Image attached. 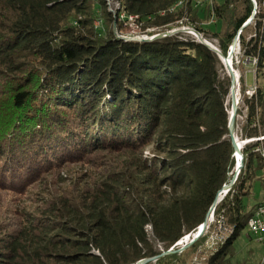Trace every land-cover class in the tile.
<instances>
[{"label":"trees","instance_id":"1","mask_svg":"<svg viewBox=\"0 0 264 264\" xmlns=\"http://www.w3.org/2000/svg\"><path fill=\"white\" fill-rule=\"evenodd\" d=\"M115 1L113 13L106 0H0V264H135L195 232L233 178L231 76L218 54L181 33L140 42L113 30L120 10L145 31L180 21L192 0ZM254 1L212 3L219 28L196 30L224 56L238 34L259 81L264 0ZM240 83L237 133L253 140L214 207L211 227L230 233L207 264H232V243L264 201L248 203L264 181V83L250 95ZM104 153L115 162L102 180L59 177L40 191L49 173L99 165ZM205 237L145 264H182Z\"/></svg>","mask_w":264,"mask_h":264},{"label":"rangeland","instance_id":"2","mask_svg":"<svg viewBox=\"0 0 264 264\" xmlns=\"http://www.w3.org/2000/svg\"><path fill=\"white\" fill-rule=\"evenodd\" d=\"M107 8L111 12H115L116 9L119 8V4L115 0H106ZM223 0H192L193 9L187 13V15L182 18L180 21H176L175 23H170L166 27L160 28H150L143 31L138 22L135 21V17L132 15H126L123 11L120 10L118 14L119 22H122L121 30L114 31L117 36H125V37H137V36H147L149 33L159 32L162 30H174V29H182L180 32L184 36H188L198 40L197 36H202L208 43L213 46H216V40L213 38H207L202 33L196 30V27H203L204 29H217L219 28V23L215 21L212 17H208L207 15V7L211 6L212 3H221ZM179 5V4H177ZM195 7V8H194ZM132 16V17H131ZM193 18V20H192ZM99 26V21L95 22ZM117 23L113 24L116 25ZM126 40V39H125ZM231 48V46H230ZM229 48V50H230ZM224 66V72L228 73V67L225 62H222ZM231 67L236 74V83H235V98L237 109L241 108L242 113L236 115L238 119L237 127L235 128V135L239 141L244 142L241 144L242 146L247 143L248 140H241L238 135V131L240 130V125L245 118V109L243 108V94L241 92V83L240 77L244 78V86H245V94L250 95L255 89L257 83H264V75H259L257 78L255 77V61L250 60L249 58H243L242 52L239 47V43L235 45L233 55L231 58ZM256 78V80H255ZM226 104L228 106V112L230 114L232 110V100L231 94L226 98ZM249 142V141H248ZM241 146V148H242ZM103 155V156H102ZM144 155H152V151L149 147L145 148ZM101 157L97 158L100 160V164L93 166L88 164H77V163H67L66 166L58 168L55 173H49L45 180H41L40 182V191L43 188H52L54 184H50L52 181H59L60 178H66L67 181L65 184H61L63 186H69L71 183V179L76 180L77 178H85L86 181L90 184L93 181L102 180L104 175L107 173V169L111 164V160L114 163L113 158H108V154H99ZM102 160V161H101ZM106 163V164H102ZM233 173L235 174V168L233 169ZM84 174V175H83ZM261 178H264L262 176ZM56 186V185H55ZM36 191V190H35ZM42 192V191H41ZM225 194H222V198ZM263 195L264 198V181H257L254 185L253 194L248 199L249 205L257 201ZM9 197V196H8ZM9 200V198H6ZM4 198V202L6 200ZM28 203V202H27ZM5 205V203H4ZM214 222V217L210 218L206 228L203 233L200 235H206L205 240L198 245V247L189 252V255L186 257V261L182 264H207V259L210 254L215 252L223 243V241L228 237L230 231L226 229L221 223H214V226L211 225ZM149 229V228H148ZM199 237V236H198ZM193 233H188L184 235L174 246L173 249H177L180 247H187L191 242L198 238ZM161 249V247H159ZM183 248V249H184ZM231 262L232 264H261L264 261V244L262 242L257 241L256 235L251 233L247 227L243 228L237 237L236 240L232 243L231 246Z\"/></svg>","mask_w":264,"mask_h":264},{"label":"water","instance_id":"3","mask_svg":"<svg viewBox=\"0 0 264 264\" xmlns=\"http://www.w3.org/2000/svg\"><path fill=\"white\" fill-rule=\"evenodd\" d=\"M253 2L255 3V1L253 0ZM252 17L249 18L247 20V22L245 23V25H247L250 21H251ZM115 24V23H114ZM113 30L116 31V25H113ZM182 29H174V30H164V31H159V32H155L151 35H147V36H137V37H125V36H119L123 39L126 40H135V41H140V42H146V41H151L157 38H161V37H165L168 35H172L175 33L180 32ZM198 37V41L205 44L206 46H208L210 49H212L213 51H215L218 56L220 57L222 62H225V64L228 67V72L229 75L231 76V87H230V94H231V100H232V110L229 114V122H228V128H229V136L231 139V142L234 146V157H235V171L236 173L233 175V178L231 179L229 184H226L222 187L221 190L218 191V193L216 194L214 201L211 205V207L209 208L205 219L203 221V223L201 225H199L195 231L196 236H200L204 229L206 228L208 221L210 220V218L213 215V210L215 205L222 199V194H226L228 192V190L230 189L231 185L234 183L240 169L242 168L243 165V156L241 154V144H243L244 142L239 141L238 138L235 135V119H236V111H237V105H236V98H235V83H236V74L234 72V70L231 67V58L233 55V51L235 48V45L238 43V34L236 35V37L233 40V43L231 45V48L229 50V53L227 56H224L221 54V52L218 50V48L216 46L211 45L210 43H208L202 36H197ZM251 141V140H248ZM246 141V142H248ZM238 156H239V161H238ZM258 241V240H257ZM174 247H171L169 249H167L166 251H162L160 254L156 255V256H152V257H147V258H143L140 259L139 261H137L135 264H145L149 261H154L155 259H157L159 256L167 254V253H173V252H178L181 251L184 247H180L177 249H173Z\"/></svg>","mask_w":264,"mask_h":264},{"label":"built area","instance_id":"4","mask_svg":"<svg viewBox=\"0 0 264 264\" xmlns=\"http://www.w3.org/2000/svg\"><path fill=\"white\" fill-rule=\"evenodd\" d=\"M246 226L256 235L257 240L264 244V201L254 208L253 221Z\"/></svg>","mask_w":264,"mask_h":264},{"label":"bare ground","instance_id":"5","mask_svg":"<svg viewBox=\"0 0 264 264\" xmlns=\"http://www.w3.org/2000/svg\"><path fill=\"white\" fill-rule=\"evenodd\" d=\"M238 161H239V156H238ZM253 218H254V209H253L252 214L250 215V217L247 219V224H249L251 221H253Z\"/></svg>","mask_w":264,"mask_h":264},{"label":"crops","instance_id":"6","mask_svg":"<svg viewBox=\"0 0 264 264\" xmlns=\"http://www.w3.org/2000/svg\"><path fill=\"white\" fill-rule=\"evenodd\" d=\"M262 198H263V195H262ZM262 198H261V199H262Z\"/></svg>","mask_w":264,"mask_h":264}]
</instances>
